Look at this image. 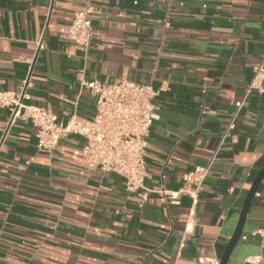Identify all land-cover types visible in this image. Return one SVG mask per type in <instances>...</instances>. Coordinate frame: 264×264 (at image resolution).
Returning <instances> with one entry per match:
<instances>
[{
  "label": "crops",
  "instance_id": "1",
  "mask_svg": "<svg viewBox=\"0 0 264 264\" xmlns=\"http://www.w3.org/2000/svg\"><path fill=\"white\" fill-rule=\"evenodd\" d=\"M87 3L85 51L67 29ZM263 41L264 0H0V89L28 81L25 103L90 119L83 81L166 86L154 99L144 202L119 175L88 166L83 137L41 152L32 123L9 125L0 107V264L219 262L264 166V79L246 94ZM214 153L194 201L182 175ZM261 232L264 178L226 264H264Z\"/></svg>",
  "mask_w": 264,
  "mask_h": 264
},
{
  "label": "built area",
  "instance_id": "2",
  "mask_svg": "<svg viewBox=\"0 0 264 264\" xmlns=\"http://www.w3.org/2000/svg\"><path fill=\"white\" fill-rule=\"evenodd\" d=\"M92 14L93 7L87 3L74 15L67 29V38L85 51L93 39ZM263 79L264 49L252 67L246 94L251 90L263 91ZM82 85L91 89L95 96L94 114L90 119L73 113L66 121H60L50 109L25 103L24 99L29 98L26 93L28 81L20 92L0 89V107L7 109L9 125L17 119H27L32 123L36 146L41 152L50 153L62 138L70 134L83 137L82 154L88 166L119 175L126 192L136 194L144 202L147 199L145 178L148 175L144 152L152 122L158 118L154 99L166 89L165 84L154 88L150 84L130 80L108 84L94 80L83 81ZM231 127L230 124L222 141ZM214 158L215 153L205 165L195 166L182 175L184 184L181 191L194 201L203 189ZM160 194L164 196L166 191L161 189ZM261 234L264 239V232ZM259 259L257 256L248 262L257 263ZM211 264L219 262L211 261Z\"/></svg>",
  "mask_w": 264,
  "mask_h": 264
},
{
  "label": "water",
  "instance_id": "3",
  "mask_svg": "<svg viewBox=\"0 0 264 264\" xmlns=\"http://www.w3.org/2000/svg\"><path fill=\"white\" fill-rule=\"evenodd\" d=\"M263 178H264V166L260 169V171L258 172L257 176L255 177L251 187L248 190V193H247V196L245 198L243 207L241 209V213H240V217H239L236 229H235L232 237L228 241V244L224 250V253L219 260V264H226L228 257L230 255L233 247L235 246L239 236H240V233H241V230L243 227V223H244V220L246 217V213H247L248 207L251 203V200H252L253 196L255 195L257 187Z\"/></svg>",
  "mask_w": 264,
  "mask_h": 264
}]
</instances>
